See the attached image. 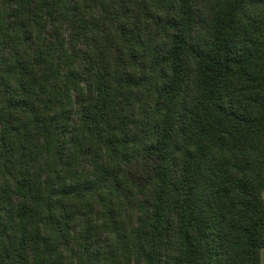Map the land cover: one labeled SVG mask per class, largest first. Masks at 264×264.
Listing matches in <instances>:
<instances>
[{
	"label": "trees",
	"instance_id": "16d2710c",
	"mask_svg": "<svg viewBox=\"0 0 264 264\" xmlns=\"http://www.w3.org/2000/svg\"><path fill=\"white\" fill-rule=\"evenodd\" d=\"M264 0H0V264H260Z\"/></svg>",
	"mask_w": 264,
	"mask_h": 264
},
{
	"label": "crops",
	"instance_id": "0c3cea01",
	"mask_svg": "<svg viewBox=\"0 0 264 264\" xmlns=\"http://www.w3.org/2000/svg\"><path fill=\"white\" fill-rule=\"evenodd\" d=\"M263 199H264V191H263ZM260 264H264V248L261 250L260 254Z\"/></svg>",
	"mask_w": 264,
	"mask_h": 264
}]
</instances>
